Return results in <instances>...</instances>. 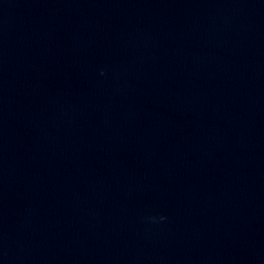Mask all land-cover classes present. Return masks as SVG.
I'll use <instances>...</instances> for the list:
<instances>
[{
  "label": "water",
  "instance_id": "water-1",
  "mask_svg": "<svg viewBox=\"0 0 264 264\" xmlns=\"http://www.w3.org/2000/svg\"><path fill=\"white\" fill-rule=\"evenodd\" d=\"M264 190V0H0V264H124Z\"/></svg>",
  "mask_w": 264,
  "mask_h": 264
}]
</instances>
